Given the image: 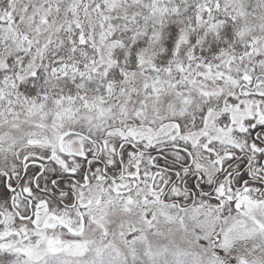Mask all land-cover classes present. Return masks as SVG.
I'll use <instances>...</instances> for the list:
<instances>
[{
	"label": "snow or ice",
	"instance_id": "6c2138e0",
	"mask_svg": "<svg viewBox=\"0 0 264 264\" xmlns=\"http://www.w3.org/2000/svg\"><path fill=\"white\" fill-rule=\"evenodd\" d=\"M0 264H264V0H0Z\"/></svg>",
	"mask_w": 264,
	"mask_h": 264
}]
</instances>
